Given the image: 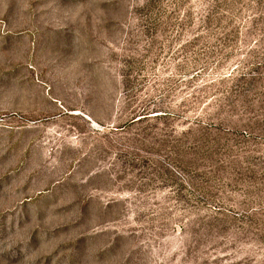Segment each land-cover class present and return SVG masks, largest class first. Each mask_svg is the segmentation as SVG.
Instances as JSON below:
<instances>
[{"label":"rangeland","instance_id":"374dc122","mask_svg":"<svg viewBox=\"0 0 264 264\" xmlns=\"http://www.w3.org/2000/svg\"><path fill=\"white\" fill-rule=\"evenodd\" d=\"M0 264H264V0H0Z\"/></svg>","mask_w":264,"mask_h":264}]
</instances>
